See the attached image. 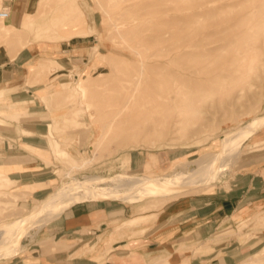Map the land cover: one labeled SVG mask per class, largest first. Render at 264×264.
Instances as JSON below:
<instances>
[{"label":"rangeland","instance_id":"374dc122","mask_svg":"<svg viewBox=\"0 0 264 264\" xmlns=\"http://www.w3.org/2000/svg\"><path fill=\"white\" fill-rule=\"evenodd\" d=\"M108 1L31 0L30 6L25 8L24 13L22 12V21L21 19L12 21L15 12L11 6L6 8L11 14L13 12V16L6 19L0 17V24L1 20H5L8 26L0 27V48L3 51L6 50L13 56L26 48L24 44L28 39H32L28 47H32L37 53V56L24 64L22 68L23 85L15 87L13 93H10L12 95L0 98V117L9 121L8 124L0 120V125L2 123L0 147L4 151L0 155V161L5 167L10 168L9 172L28 171V175L24 174L18 178H22L24 184L17 181L15 179L17 177L0 176V182L8 184L0 186V230H9L13 222L28 216L37 208L40 209L41 204L65 183H72L75 186L79 182H84L85 185H90V190H93L95 185H99L102 190L100 192L105 193L102 197L95 194L90 196V194L69 202L56 216L46 217L40 212L29 223L15 228L16 230L23 228L17 235L11 229V235L13 233L14 237L9 239V244H12L9 248L8 242L1 245L4 238L0 239V264H8L11 260H13L12 264H26L30 261L28 256L33 252L56 253L68 250L71 245L66 244V241H58V237L64 233L60 227L61 217L73 204L111 199L129 205L132 208L129 214L137 215L158 210L169 201L188 193L214 191L215 186L222 182L240 180L241 177L237 176L240 172L264 167V161H261L264 158L262 157L264 155L263 125L250 135H246L243 141L241 140L242 142L236 144L233 149L231 148L232 151L228 156L225 155L228 157L226 160V162L229 160L228 164L225 162L222 172H218L213 182L208 185L186 187V189L162 195L150 193L138 184L132 190L128 182L133 177L144 176L148 178L149 183H153L170 177L174 173L185 171V165H190L187 169L193 168L198 162L201 165L199 169L204 170L205 163L209 159L214 157L213 159L217 160L218 155L220 153L222 155L226 133L240 132L238 136H242L247 133V131L243 132L245 126L255 121L256 117H264V41L261 40L257 44L261 54L246 79L247 83L254 84L252 91H249L247 86L246 89L236 88L229 98L219 95L206 97L201 103L204 111L200 118L193 116L188 119V122L180 121L174 123V126H172L173 119H170V123H166L165 126L166 134L160 137L154 134L147 135L141 130L124 129L115 124L109 128L105 138L99 141L104 129L103 125L110 118L100 117L104 110L100 111L99 107L93 104L104 97L93 98L89 95L87 98L74 87L78 82H84L86 77L91 76L96 78V81L87 87V92L108 90L112 88L116 78L122 77L121 69L133 68L135 64L132 58L129 59L127 54L121 51L120 40L118 38V41L113 34L115 29L113 25L110 26V23L113 24L114 19L110 14L111 5ZM233 2L231 7L230 3ZM236 2L238 5L235 4ZM239 2L241 1L216 0L217 5L219 7L222 5L224 9L217 17L223 16L224 19V15L226 16L224 12L231 17L236 13V15L241 14L239 6L244 5L241 6L242 2ZM235 5L240 12L235 10ZM4 8L3 0H0V12ZM65 8H67L66 18L72 21L65 22L66 24L62 26L85 30L95 28L91 35L77 36L68 40L64 33L56 38V41L46 38V40H40L39 37L43 33L62 32V26L57 27V31L53 30L52 21L57 13ZM104 9L106 11L109 9L110 13ZM184 12L190 13L192 8L185 9ZM169 13L178 14L179 12L173 10ZM142 19V16H139L136 21L141 24ZM203 20L206 19L203 18ZM140 24L139 27L143 29ZM110 32L113 36L109 34ZM212 39L213 42L216 41L215 38ZM113 66H116L114 72L111 71ZM99 73L100 76L108 73L110 77L100 78ZM4 85L7 84H0V87ZM232 88H234L233 85ZM254 92L257 96L255 102L251 97ZM42 95L45 97L43 98ZM89 99L93 103L86 101ZM18 100L24 102L16 104ZM227 100L230 107L226 110ZM14 110H19L20 114L11 116ZM124 116L121 115L120 120ZM198 119L200 120L197 121ZM4 124L9 127L5 129ZM22 128L33 133L30 132L31 136H27L24 131L22 132ZM132 134H136L134 139L131 138ZM49 138L58 140L61 147L67 149L69 154L66 156L57 154L54 147H51ZM24 141L30 142L37 148L25 149L22 144ZM258 144L260 146H257ZM9 146H12V149ZM238 151H240L239 154L235 155ZM123 193H127V196L133 195L135 198L129 200L117 195ZM145 220L147 218L143 215L131 217L121 226L118 225L115 230L120 229L119 234L122 237L124 229L139 225ZM250 227L258 229L260 225L255 223V219L252 223L251 220L235 218L234 224L216 231L214 240L218 242L238 237ZM3 231L0 234H3ZM4 241L7 240L4 239ZM211 242L213 240L206 239L204 244ZM261 247L260 244L255 251ZM181 248L184 247L178 244L177 250ZM249 260L251 261L248 262ZM262 260H264V246L252 259L244 260L240 264H261ZM157 264L181 263L173 262L171 258H159Z\"/></svg>","mask_w":264,"mask_h":264},{"label":"bare ground","instance_id":"6f19581e","mask_svg":"<svg viewBox=\"0 0 264 264\" xmlns=\"http://www.w3.org/2000/svg\"><path fill=\"white\" fill-rule=\"evenodd\" d=\"M239 1L245 3L239 2L245 8L243 10V7L239 6L241 14L236 15V13L231 17L230 14L223 11L226 16L223 14L225 18L219 16L221 18L219 19L217 15H221L220 13L224 9L222 5L220 7L217 5L216 0H109L111 13L109 9H107L108 11L104 10L109 12L114 19L113 24L110 23V26L113 25L115 29H113V34L117 40L118 38L120 40L121 51H124L129 59L132 58L131 60L135 64L133 68L124 67L125 69H121L122 77L116 78L112 88L108 90L87 92V87L96 81V78L91 76L86 77L84 82H78L74 87L87 98L89 95L93 98L104 97L93 104L98 106L100 111L104 110L100 117L110 118L104 123L103 132L98 140L104 139L109 128L115 124L124 129L141 130L147 135L154 134L160 137L166 134L165 126L166 123H170V119H173L172 126H174V123L180 121L188 122V119L193 116L200 118L204 111L201 108L204 98L217 95L229 98L236 88L246 89L247 86L249 91H252L254 84L247 83L246 79L261 54V49L257 44L261 40L264 41V0ZM230 4L232 7L234 2ZM235 4L238 5V2ZM190 7L192 12H184ZM236 8L237 6L235 10L240 12ZM66 9L59 11L53 19V30L57 31V27L72 21L66 18ZM173 10H178L179 13H169ZM227 11L229 12L228 8ZM139 16L143 18L141 24L136 21ZM0 17L3 18L1 15ZM203 18L206 20L204 21ZM139 24L143 26V29L139 27ZM0 27H8L5 20H1ZM61 28L63 33L59 31L53 34L43 33L39 39L56 41V38L64 33L68 40L77 36L86 37L91 35L95 29H71L66 26ZM212 38H215L216 41L213 42ZM31 40L26 41L25 47L31 45ZM114 67L116 66H113L111 70L113 72L116 71ZM107 74L103 73V76H100L99 73L98 76L108 79L110 76ZM14 90L15 87H7V85L1 87L0 98H3L4 93L10 94ZM251 97L255 102L257 99L255 92ZM86 101L92 102L90 99ZM227 103L226 110L230 107L228 100ZM19 114V110L11 112L13 117ZM121 115L125 116L120 120ZM183 119L186 120L182 121ZM4 125L6 128V124ZM263 125L264 117H256L255 121L250 122L243 129V132L247 131L246 134L238 136L240 132L226 133L222 155L220 153L217 160L212 156L213 158L211 157L212 159L205 163L206 168L202 171L199 169L201 165L198 164L200 160L198 159V163H195L193 168L187 169V166L190 165H185V171L172 174L170 176L172 179L165 177L149 183L148 178L139 176L133 177L128 185L133 190L134 186L138 184L150 193L161 195L186 189V187L208 185L228 164L229 160L226 162L228 157L225 155L228 156L233 147L241 143L246 135H250ZM23 131L27 136H31L33 133L25 128H22ZM135 136L136 134H132L131 138L134 139ZM50 142L57 154L63 156L69 154L67 149L61 147L58 140L49 138ZM22 144L25 149L37 148L28 141H24ZM239 152H236L235 155H238ZM0 176L11 177V174L9 171L0 169ZM85 184L79 182L74 186L72 183H65L41 204L40 209L37 208L31 211L28 216H23L13 222L9 230H0V233L4 232L0 234V239L7 240L3 239L1 245L7 242L9 244V239L14 237L13 233L11 235V229L17 235L22 232L23 228L17 229L18 231L15 228L29 223L40 212L46 217L56 216L64 210L65 205L69 202L90 194V196H94V194L100 197L105 196L104 192H100L102 190L99 185H95L93 190H90V185ZM85 194L86 196H84ZM117 195L123 199L133 200L135 198L133 195L127 196V193ZM11 245L9 244L7 247L9 248Z\"/></svg>","mask_w":264,"mask_h":264},{"label":"crops","instance_id":"0c3cea01","mask_svg":"<svg viewBox=\"0 0 264 264\" xmlns=\"http://www.w3.org/2000/svg\"><path fill=\"white\" fill-rule=\"evenodd\" d=\"M30 1L3 0V3L5 7H13L12 21L15 22L22 18ZM36 54L32 47L13 56L0 48V84L23 85L22 68ZM6 95L12 94L6 92ZM22 102L18 100L16 104ZM2 153L0 147V155ZM0 169L10 170L1 161ZM27 173L10 172L21 184H24L23 179L18 178ZM237 176L240 180L222 182L214 191L188 193L158 210L137 215L129 214L132 210L129 205L111 199L73 204L61 217L60 227L64 233L58 237V241H66L70 248L56 253L33 252L26 264H157L159 258H171L181 264H240L252 259L264 246V167L240 172ZM5 185L8 184L0 182V186ZM142 215L148 221L124 229L122 237L120 229L115 230L126 219ZM238 217L252 223L255 219L260 228H246L238 237L216 242V231L231 226ZM206 239L213 242L204 244ZM178 244L184 248L177 250ZM260 244L262 247L255 251ZM12 263L13 260L8 262Z\"/></svg>","mask_w":264,"mask_h":264},{"label":"built area","instance_id":"2783aa9c","mask_svg":"<svg viewBox=\"0 0 264 264\" xmlns=\"http://www.w3.org/2000/svg\"><path fill=\"white\" fill-rule=\"evenodd\" d=\"M0 15L3 17V18H9L10 16V11L5 7L3 11H1Z\"/></svg>","mask_w":264,"mask_h":264}]
</instances>
